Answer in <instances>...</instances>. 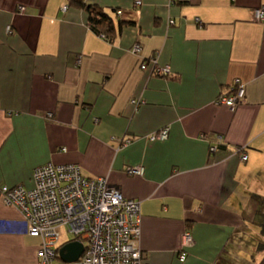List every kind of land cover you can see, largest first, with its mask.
Listing matches in <instances>:
<instances>
[{"label":"crops","instance_id":"1","mask_svg":"<svg viewBox=\"0 0 264 264\" xmlns=\"http://www.w3.org/2000/svg\"><path fill=\"white\" fill-rule=\"evenodd\" d=\"M85 1L112 17V42L68 0H0V186L77 164L139 201L143 264H264V0ZM235 79L245 98L230 111L217 99ZM38 245L0 200V264H36Z\"/></svg>","mask_w":264,"mask_h":264},{"label":"built area","instance_id":"2","mask_svg":"<svg viewBox=\"0 0 264 264\" xmlns=\"http://www.w3.org/2000/svg\"><path fill=\"white\" fill-rule=\"evenodd\" d=\"M135 4L140 5V1L136 0ZM62 8L65 10L67 7ZM18 10L23 11L24 7L19 6ZM253 17L257 22H264V7L255 8ZM168 23L173 24V21ZM7 32H11L9 27ZM140 49L135 42L129 50L137 54ZM149 62L153 74H170L169 66H159L154 56ZM140 68L146 69L147 64L142 63ZM244 98L245 85L235 79L230 94L219 96L217 102L234 111ZM130 103L136 109L141 100L132 99ZM168 130V127L161 128L148 134L146 139L165 140ZM200 138L206 139V135H200ZM130 141L126 139L123 144ZM214 151L216 145L211 143L209 152ZM246 158L245 154L241 155V160ZM125 172L142 176L143 167H127ZM31 181L33 185L29 189L0 186V200L20 211L26 234L39 240L36 264H143L144 256L137 246L140 236L139 201L124 197L104 177L83 175L79 165L72 163L37 166L31 172ZM61 230H66L73 238L61 243ZM182 237L178 255L180 262L186 257V248L193 242L188 231ZM76 240L83 245L82 254L75 261H62L59 249Z\"/></svg>","mask_w":264,"mask_h":264},{"label":"trees","instance_id":"3","mask_svg":"<svg viewBox=\"0 0 264 264\" xmlns=\"http://www.w3.org/2000/svg\"><path fill=\"white\" fill-rule=\"evenodd\" d=\"M67 6H75L84 9L87 13V24L89 28L97 34L105 37L109 42L114 40L117 27H115L112 17H110L104 9L96 4H88L85 0H68ZM122 23H124V21H118V28ZM168 76H170V74L164 75L163 77ZM228 94H230V92H228Z\"/></svg>","mask_w":264,"mask_h":264},{"label":"water","instance_id":"4","mask_svg":"<svg viewBox=\"0 0 264 264\" xmlns=\"http://www.w3.org/2000/svg\"><path fill=\"white\" fill-rule=\"evenodd\" d=\"M83 252V245L80 241H71L59 249V257L64 262H72L78 259Z\"/></svg>","mask_w":264,"mask_h":264},{"label":"rangeland","instance_id":"5","mask_svg":"<svg viewBox=\"0 0 264 264\" xmlns=\"http://www.w3.org/2000/svg\"><path fill=\"white\" fill-rule=\"evenodd\" d=\"M73 238V235L70 233H67L66 230H61L60 232V242L63 243L67 240H70Z\"/></svg>","mask_w":264,"mask_h":264}]
</instances>
